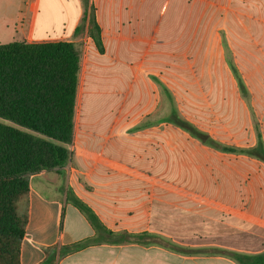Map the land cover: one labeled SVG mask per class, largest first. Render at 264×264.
Returning a JSON list of instances; mask_svg holds the SVG:
<instances>
[{
  "label": "rangeland",
  "instance_id": "obj_1",
  "mask_svg": "<svg viewBox=\"0 0 264 264\" xmlns=\"http://www.w3.org/2000/svg\"><path fill=\"white\" fill-rule=\"evenodd\" d=\"M86 1L89 13L92 9L95 16L96 7L102 3ZM64 2L39 0L36 5L34 12L41 13L37 27L43 28L45 39H66ZM166 2L136 0L134 18L129 20H122L120 13L115 16V2L109 9H103L102 4L99 10L103 14L111 9L114 14L113 19L105 21L101 28L98 26L105 55L122 50L123 40L128 36L144 40L143 58L130 64L134 69L131 83L138 95L136 105L138 99H143L149 105L146 107L151 115L150 121L140 125L155 123L165 132L160 140V153L151 161V166L157 165L159 169L150 175L152 179L168 184L170 199L177 193L184 197L181 199L184 206H190L186 203L189 200L194 205L193 213L169 206L156 208L152 224L172 237L166 238L168 245L175 239L183 243L217 244L212 248L225 244L226 247L253 249L248 245L258 236V228L248 218V215L252 216L249 200L259 196V208L264 209V162L241 153L215 151L163 118L173 105L180 119L220 145L249 149L256 146L257 135L264 144V2ZM162 7H165V15ZM47 20L51 25L49 29ZM197 28L201 34L199 44L195 39ZM92 40L86 21L74 35L75 42H71L79 58V75L87 69V56L97 53ZM230 63L242 79L245 94L238 87ZM0 122L12 125L3 119ZM139 137L135 136L133 140ZM133 146L136 153L141 149L139 144ZM61 170L41 172L63 183ZM27 206L26 198L20 208L25 212ZM177 226L187 231L179 236L175 234ZM197 227L199 232L195 230V236L191 238L190 229ZM157 242L167 246L162 240Z\"/></svg>",
  "mask_w": 264,
  "mask_h": 264
},
{
  "label": "crops",
  "instance_id": "obj_2",
  "mask_svg": "<svg viewBox=\"0 0 264 264\" xmlns=\"http://www.w3.org/2000/svg\"><path fill=\"white\" fill-rule=\"evenodd\" d=\"M98 1L104 4L103 9H109L115 2V16L120 13L122 20L134 18L136 0ZM38 3L39 0H0V45L10 42H75L74 31L84 14L83 0H65L68 35L61 41L45 39L43 28L38 29L41 13L34 12ZM102 4L95 10V20L100 28L114 17L111 9L103 14L99 12ZM162 9L165 15V7ZM50 27L49 24L47 28ZM200 37L197 28L195 39L198 44ZM123 41V49L117 53L105 55L96 50V55L86 58L87 69L79 75L71 158L61 170L64 182L49 177L45 172L32 176L27 197L28 224L21 243L20 264H237L224 256L183 254L157 244H98L77 251L68 250L71 245L95 236L86 216L67 200L68 190L113 233L163 235L164 239L158 237L166 241L172 237L152 224L156 208L169 206L181 212L183 209L187 213L194 212L191 200L186 201L190 206H184L181 194L175 193L170 199L168 184L151 178L150 174L159 169L157 165L151 166V161L160 153V140H163L165 132L155 123L140 125L150 121L151 115L146 107L149 105L143 99H138L136 105L138 95L131 83L134 69L130 64L143 58L144 40L128 36ZM135 136L141 137L133 140ZM134 143L141 147L137 153L133 150ZM258 197L249 200L252 216L248 215V218L258 228V236L253 238L252 244H247L253 249L226 247L225 244L218 248L246 255L264 252V209L259 208ZM181 226L175 228V234L187 231ZM192 228L191 238L195 236V230L199 232L198 227ZM172 242L186 249H207L217 245L183 243L175 239Z\"/></svg>",
  "mask_w": 264,
  "mask_h": 264
},
{
  "label": "trees",
  "instance_id": "obj_3",
  "mask_svg": "<svg viewBox=\"0 0 264 264\" xmlns=\"http://www.w3.org/2000/svg\"><path fill=\"white\" fill-rule=\"evenodd\" d=\"M83 4V18L74 33H78L87 21L94 46L103 54L94 12L90 9L89 13L86 0ZM230 69L240 91L245 94V86L232 63ZM78 85L79 58L71 42L0 45V119L12 124L0 122V264H20V248L28 224V209L23 212L20 203L28 197L30 177L41 171L61 170L71 158ZM168 98L172 103L169 94ZM163 120L215 151L241 153L264 162L260 135H257L256 146L238 149L220 145L180 119L173 105ZM67 200L86 216L95 230L94 237L71 245L69 251L98 244H157L183 254L220 255L237 264H264V252L246 255L218 248L186 249L172 243L168 245L155 235L113 233L69 190Z\"/></svg>",
  "mask_w": 264,
  "mask_h": 264
}]
</instances>
